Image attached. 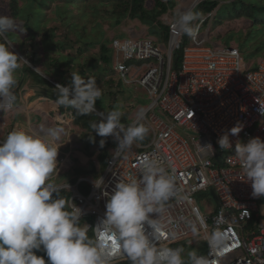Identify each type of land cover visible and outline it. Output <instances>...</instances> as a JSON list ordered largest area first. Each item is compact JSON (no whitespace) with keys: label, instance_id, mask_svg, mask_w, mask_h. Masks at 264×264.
Segmentation results:
<instances>
[{"label":"built area","instance_id":"built-area-1","mask_svg":"<svg viewBox=\"0 0 264 264\" xmlns=\"http://www.w3.org/2000/svg\"><path fill=\"white\" fill-rule=\"evenodd\" d=\"M210 18L209 14L194 23L196 35L184 48L177 71L171 55L179 50L183 33L175 20L164 22L168 26L165 50L147 38L111 41L118 79L143 89L149 101L143 116L137 115L132 122L149 128L148 140L135 142L119 155L113 152L115 145L99 176L104 180L99 188L92 183L99 177H78L73 185L55 186L71 192L69 207L72 210L75 204L81 210L80 219L93 218L92 225L86 224L87 231L93 229L95 244L109 251V263L129 257L112 248L110 234L102 230L105 204L117 183L139 175L138 162L147 154L174 175L178 193L156 214H149L161 229L157 246L184 244L183 253L195 250L209 264H264V214L259 209L264 198L251 196L239 162L229 159L235 155L237 142L253 137L264 140V58L253 69L237 48L211 45L202 34ZM237 123L243 127L236 136H229L232 147L220 149L217 140ZM13 129L1 121L0 111V142ZM198 142L210 143L214 154L201 153ZM71 164L69 154L59 149L49 182ZM81 184L89 188L87 195L78 189ZM144 229L146 234L152 231L146 222ZM199 242L205 243L203 251L197 247Z\"/></svg>","mask_w":264,"mask_h":264},{"label":"clouds","instance_id":"clouds-1","mask_svg":"<svg viewBox=\"0 0 264 264\" xmlns=\"http://www.w3.org/2000/svg\"><path fill=\"white\" fill-rule=\"evenodd\" d=\"M199 2L200 0L189 9H177L176 19L171 18L183 33L179 50L183 46L185 35H196L194 23H197L195 20L198 14L193 9ZM209 14L203 15L202 18ZM13 27L11 18L0 15V34L11 31ZM153 41L160 45L155 39ZM189 43L182 47V54ZM11 46L10 43L0 42V111L12 108L15 100L13 88L17 83L15 72L21 62L28 64L10 50ZM160 46L165 50L166 44ZM172 55L171 65L173 70L177 71L181 61L175 69ZM130 63L140 65L136 61ZM41 76L45 81L49 78L44 74ZM49 82L55 86L54 104L74 108L82 114L93 112L99 118L103 116L95 110V102L102 96V89L93 77L84 79L75 72L71 74L70 84ZM118 82L122 83L120 80ZM122 86L137 87L123 83ZM148 103L147 100L144 107ZM68 115L73 119V112L69 111ZM122 115V111L117 107L103 116L104 119L101 118V121L91 125L97 136L112 137V150L117 145L113 151L116 155L130 149L135 142L143 141L149 133L148 127L143 123L132 124L133 120L125 127L121 123ZM142 116L141 108L138 117ZM242 127V124L237 123L221 135L217 140L219 148L230 149L232 143L229 136H236ZM62 131L61 128L42 127L40 132L30 133L24 128H15L0 142V264H46L43 257L36 255L38 251L45 253L48 264H109L110 253L103 245L95 244L93 229H89L93 234L92 240L87 235L88 226H80L81 210L73 204V209L69 211L66 209L64 198L53 196L57 190L49 180L57 167L58 150L62 145L56 141ZM105 142V139H101L99 147L103 148ZM198 150L211 156L214 154L210 143L201 145L198 142ZM229 159L239 162L242 173L250 184L251 196L264 198V140L253 137L246 143L237 142L235 155ZM138 168V176L130 175L126 182L121 181L115 185L105 204L101 225L104 234H110L111 247L126 254L132 264H209L208 258L198 255L195 250L190 251L185 260L182 256L183 248L157 246L155 241L158 240L161 229L158 221L150 219L149 214H156L165 202L178 194L175 177L166 172L156 158L147 154L140 158ZM92 183L94 188H99L104 180L99 177ZM260 214L263 215L261 210ZM145 222L152 229L148 234L145 233Z\"/></svg>","mask_w":264,"mask_h":264},{"label":"trees","instance_id":"trees-1","mask_svg":"<svg viewBox=\"0 0 264 264\" xmlns=\"http://www.w3.org/2000/svg\"><path fill=\"white\" fill-rule=\"evenodd\" d=\"M152 1L153 6L147 9L145 7V0H97L95 4H90L89 0H0V6L6 5L9 18L14 22V27L11 31L0 34V42L12 44L28 64L33 68L41 69V72L45 76L52 78L55 83L70 84L71 74L75 72H78L81 77L87 79L86 68L88 66L95 68L91 73V77L96 80L97 85L100 84L106 91V93L103 92V96L96 100L95 110L105 117L110 110L117 108L119 105L116 104V101L113 104L112 99V96L115 97V92L111 91L113 84V77L111 76L115 73L110 68L111 55L109 54V45L112 39L107 38V31L104 27L107 26L113 30L119 28L125 20H138L142 25L148 27V36L154 37L156 42H160L159 39L162 38L166 43L168 27L163 23L161 17L167 13H171L173 16L172 11L176 2L175 0ZM225 1H228V3H224V5H243L248 6V9L258 7L256 3H250L251 0H246V3H243V0H201L193 11L198 16L206 15L212 13L217 7L220 8L219 3ZM101 6L106 8L104 12L100 11ZM108 6L111 7L108 8ZM237 9L241 10L242 7ZM237 14L238 17L242 16V18L251 23L248 20L249 13L247 11H238ZM0 15L6 16L1 11ZM221 16L222 13L220 12V14L217 13L216 18L214 17V21L216 20L217 24H222L223 20L221 21ZM49 23L52 24L48 26ZM60 30L61 32H59ZM71 34H73V38H71ZM121 36H124V34L113 38ZM185 45L186 42L184 40L183 46ZM95 49L99 50V59L95 58L93 53L91 54ZM181 49L172 55L175 69L178 68L181 61ZM66 50L73 52L75 56L72 53H65ZM11 51L13 52V50ZM256 52H258V49ZM89 54H91L89 59L85 60L84 57H87ZM59 55L62 56L60 57ZM260 58H264V54ZM244 61L246 64H250L245 58ZM102 63L108 65L111 69L110 73L106 72L102 66H99V64L103 65ZM28 64L21 62L20 67L16 70L15 78L17 83L13 88V93H17L29 75L37 77L41 83H46ZM250 67L255 69L256 63ZM68 76L70 79L65 81L64 79ZM120 86L122 87V83L118 82V92ZM69 108L73 112L74 125L80 127L90 136L86 148L93 143H97V141L99 142L101 139H105L104 147L100 148L98 145V150L91 153V156L95 157L97 166H100V170H104L108 160L111 158L110 150L113 149L114 142L112 137L101 138L97 136L91 127L93 123L99 122L102 119L93 112L82 114L74 108ZM125 119L126 113L122 115L121 123L127 127L131 122H127ZM91 134L97 136L99 140L93 141ZM147 136L143 141L139 142H146L148 140ZM90 161L91 169L89 171L93 172L96 168L94 166L95 161ZM74 183L75 180L70 184L73 185ZM78 189L84 195H87L89 192V188L85 184L78 185ZM53 196L54 198H64L66 209L71 211L69 207L71 192L69 190H57L53 193ZM80 222L92 224L93 219L90 216H86L81 218ZM87 235L93 240L91 230L87 232ZM176 247L183 248L184 250L185 245L179 243ZM188 253L189 251L182 253V256L184 257ZM36 255L43 257L46 264H48L47 257L43 251L36 252ZM109 264H132V261L130 258H127Z\"/></svg>","mask_w":264,"mask_h":264},{"label":"crops","instance_id":"crops-1","mask_svg":"<svg viewBox=\"0 0 264 264\" xmlns=\"http://www.w3.org/2000/svg\"><path fill=\"white\" fill-rule=\"evenodd\" d=\"M172 12H174V9ZM173 18H176V13L173 14ZM135 22L137 23H135L133 27H136L137 25L140 27H144L147 33L144 32L143 29L139 30L138 26V29H133L132 33H135V31L141 32L139 37H142L143 33H146V35H148V27L142 25L138 20H135ZM125 35L124 36L127 37V34ZM33 71L38 76H41V74H43L41 72L42 70ZM111 77L116 78L117 81L115 83V87H117L119 81L117 75L114 74ZM49 79L54 81L52 78H47L46 82H48L49 84L41 83L40 79L29 75L23 86L18 89L17 93H14L15 100L13 101L12 108L1 111V121H5L10 128H24L30 133L40 132L42 127L63 129L56 143L62 145L60 149L64 153L69 154V157L72 161V164L70 166L71 170L75 174L81 175L80 177L87 176L92 179H96L104 171L100 170V166H97L95 157L91 156V153H94L98 150L99 142L97 140H99V138H97V136H92V140L97 141V143H93L92 145H90L92 146L91 148H89L90 146L86 148L90 136L86 134L80 127L74 125L73 119L68 115L69 111H71L69 107L58 106L53 103V101L56 99V92L53 90L55 86L49 82ZM68 79H70L69 76L64 80L67 81ZM100 88L103 89L102 86H100ZM133 89V97L131 94H129L128 98L131 96L132 102L136 97H139V95L142 98L140 100H136V102H133L131 111H122L123 114L126 113L125 120L127 122H132L133 116L138 115L139 109L147 103V96L145 92L137 87H133ZM103 92L106 93L105 89L102 90V96ZM118 93L119 92L117 91L115 92V97L112 96V98L114 99L113 104H115V101L118 100ZM90 160L95 161L94 166H96V168L95 170H93V172L89 171L91 169ZM67 169H69V167H63L56 175L53 176V184L55 186L70 184V182L67 180V178L69 177L63 178V175L66 173ZM77 178L74 176H70V179H73L75 181Z\"/></svg>","mask_w":264,"mask_h":264},{"label":"rangeland","instance_id":"rangeland-1","mask_svg":"<svg viewBox=\"0 0 264 264\" xmlns=\"http://www.w3.org/2000/svg\"><path fill=\"white\" fill-rule=\"evenodd\" d=\"M7 1V0H6ZM95 1L97 0H89L90 4H95ZM201 1V0H200ZM243 3H246V0H243ZM176 5L174 7V12H172L173 14L176 13L177 9H189V7L192 5L193 2H195V0H175ZM224 3H228V1L225 2H220L219 6L220 8H216L214 10V12L212 13L210 19H208L203 27H202V32L203 34L208 38V41L211 42L212 45L215 46H236L240 52L243 54L244 58L249 61V65L248 66H252L255 63H257L261 58V56H263L264 54V0H251L250 3H256L257 4V8H251L248 9V6H233V5H224ZM6 4V2H5ZM153 6V1L152 0H145V7L147 9H150ZM111 6H108V8ZM241 8V10L237 9V8ZM106 8H104V6H101L100 11L104 12ZM0 11L5 13V15L7 17H9V14L7 13V9H6V5L4 6H0ZM238 11H247L249 13V17L248 20L251 22L249 23L245 18L238 17L237 12ZM220 12L222 13V24H217L216 20L214 21V17L216 18L217 13L220 14ZM167 17L169 19L173 18V16L171 15V13H167L166 14ZM165 15H163L161 17V20L163 18V21L166 22L167 17L165 19ZM203 17V15H199L197 16V19L195 20L196 22H198L201 18ZM229 18V19H228ZM176 19V18H174ZM194 21V22H195ZM135 21H130V20H125L123 22V24L117 28V29H113L109 28L107 26L104 27V29L107 31V35L109 39H113V37H117L118 35L121 34H127V37H133V38H151V39H155L154 37H150L148 35H146V29L144 27H139L140 29H143L144 32L142 37H139L141 32H136L132 33L133 29H138V27H133V25H135ZM52 23H49L48 26H50ZM131 25V26H130ZM130 26V27H129ZM133 27V28H132ZM131 28V29H130ZM61 32V30L59 31ZM73 34H71V38ZM126 36V35H125ZM125 36H121L119 38H125ZM137 36V37H135ZM70 39V38H69ZM191 37L185 35L184 36V40L186 42V44H188L190 42ZM71 40V39H70ZM159 41H157L158 44H162L165 45V40L160 38ZM258 49V52H256V50ZM11 50H13V52L15 54H17L20 58V54L16 51L14 46H11ZM65 53L68 54H73V56H75V54L69 50H66ZM94 54L93 56H95V58L97 57V59H99L100 57V53L99 50L95 49L93 52H91V54ZM89 54L87 57H84L85 60L89 59L90 55ZM109 54L111 55V66L110 68L113 69V66L115 64V55L112 51L109 50ZM60 57L62 55H59ZM22 57V56H21ZM103 65L99 64V66H102L105 71L108 73H110L111 69L108 67L107 64L102 63ZM96 65V64H95ZM95 68H93L92 66H88V68H86V75L87 78L89 76H91L92 71ZM98 69V66H97ZM35 71L41 70L38 68H34ZM42 77V76H41ZM43 78V77H42ZM111 78V77H108ZM113 79V84H112V88L111 91L117 92V87H115V83H116V78H112ZM50 80V79H49ZM51 82H53L52 80H50ZM47 84H49L48 82H46ZM100 87V84H99ZM119 93H118V100L116 101V104L119 105L117 107L120 108V110H123L124 112H129L132 110L133 107V102H136V100H140L142 97L139 95V97H136L133 102H132V97H133V87H125V86H120L119 87ZM104 90V89H102ZM107 92L108 89L106 88ZM129 94L132 95V97L129 96ZM113 99V98H112ZM114 100V99H113ZM142 109H144V105L143 107H141ZM140 108V109H141ZM139 109V110H140ZM136 116H133V121L135 120ZM92 136H94V134H91ZM189 135L191 136L192 134L189 133ZM70 176H74V177H80L81 175L79 174H75L71 168L69 167V169L66 170V173L63 175V178L69 177L67 178V180L70 182H72L73 179H70ZM70 182V183H71ZM52 184L54 183L53 181L51 182ZM207 209V208H206ZM201 210L203 215H206L207 210ZM261 213L264 214V204L261 205ZM86 217V216H84ZM82 217V218H84ZM89 223V222H88ZM87 223L84 222H80V226H84ZM204 242H199L197 244L198 248H201V251L204 250ZM191 249H193L191 247ZM192 251V250H190ZM185 260H187V255L184 256Z\"/></svg>","mask_w":264,"mask_h":264},{"label":"water","instance_id":"water-1","mask_svg":"<svg viewBox=\"0 0 264 264\" xmlns=\"http://www.w3.org/2000/svg\"><path fill=\"white\" fill-rule=\"evenodd\" d=\"M197 1H198V0H195L194 5L197 4ZM20 58L23 59V60H25V59H24L23 57H21V56H20Z\"/></svg>","mask_w":264,"mask_h":264},{"label":"bare ground","instance_id":"bare-ground-1","mask_svg":"<svg viewBox=\"0 0 264 264\" xmlns=\"http://www.w3.org/2000/svg\"><path fill=\"white\" fill-rule=\"evenodd\" d=\"M193 4H194V2L192 3V5L189 8H191L193 6Z\"/></svg>","mask_w":264,"mask_h":264},{"label":"snow or ice","instance_id":"snow-or-ice-1","mask_svg":"<svg viewBox=\"0 0 264 264\" xmlns=\"http://www.w3.org/2000/svg\"><path fill=\"white\" fill-rule=\"evenodd\" d=\"M113 243H115V241L113 240Z\"/></svg>","mask_w":264,"mask_h":264}]
</instances>
